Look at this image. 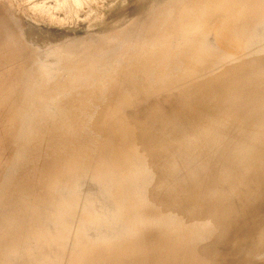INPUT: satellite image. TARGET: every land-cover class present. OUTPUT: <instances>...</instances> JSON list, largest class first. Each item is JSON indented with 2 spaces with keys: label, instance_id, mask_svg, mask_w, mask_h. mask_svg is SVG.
<instances>
[{
  "label": "rangeland",
  "instance_id": "obj_1",
  "mask_svg": "<svg viewBox=\"0 0 264 264\" xmlns=\"http://www.w3.org/2000/svg\"><path fill=\"white\" fill-rule=\"evenodd\" d=\"M200 156L219 167L208 183L193 168ZM156 157L158 184L191 188L200 210L174 228L170 238L185 239L172 246L158 226L123 238L144 252L130 262L264 264V172L229 189L234 172L264 169V0H0V264H57L74 243L81 264L123 258L101 236L128 231L113 225L126 208L84 226L86 204L67 209L58 179L70 171L85 180L96 210L98 183L119 175L129 196L127 183H141L133 171ZM235 192L240 205L222 200ZM195 227L210 237H186ZM243 245L249 255L224 253Z\"/></svg>",
  "mask_w": 264,
  "mask_h": 264
},
{
  "label": "bare ground",
  "instance_id": "obj_2",
  "mask_svg": "<svg viewBox=\"0 0 264 264\" xmlns=\"http://www.w3.org/2000/svg\"><path fill=\"white\" fill-rule=\"evenodd\" d=\"M201 9H202V11H201ZM206 9L207 8H205V7H202V8L199 7V10H200L199 17H203L202 19L208 18V15L203 13ZM257 89H259V87ZM260 91H262V89H260ZM254 93H257V90H254ZM258 94H259V92L257 94H255V96H257ZM115 148L116 147L114 146L113 150ZM110 153H106V154H110ZM214 155H215V153L213 154V156ZM217 156H219V155H217ZM214 157H216V156H214ZM159 158L160 157H156V158L153 159V161L151 162V168H149V169H147L145 171H142V172L141 171H133V174L139 176V180L138 181H141V183H134L133 181H130V182L127 183V185H129V188H126V189L129 192V196L124 197V190L121 189V188L118 189V184H120L121 180L124 179L123 177L117 175L116 177H112V178H110V177L104 178L100 183H98L96 185V187L98 189L102 190V193L104 194L103 198H99L100 200L97 201V205L100 208H96V210H95L94 207H89L87 205L92 200L85 193H83L82 190H81V186L83 185V183L88 184L85 180L81 179L79 176H78V178H79L78 179L76 177L75 173L70 172V171L66 172V173H70L69 177L66 178V176H65V178H59L58 179V181L62 184V186H60L61 188L59 186H57L56 190L59 189L60 191H63V193L65 195H69V197H71V198H69V203H68L67 209H69V210L70 209H74L76 207V205L78 206V209H80L82 207V205L86 204L84 211H85V214H87V216H84V218L81 221V222H83L82 224L84 226H87V227L93 226V225H90V224L93 223L96 220V217L98 215H101V214H98L100 212H103L104 214H108L110 211L115 210L116 208H126L124 211H119V213H117L114 216L113 225H114V227L119 228V227L124 226V225H126L128 223L129 224V227L127 228L128 231L123 236H121L119 234H106L107 232H105V233L102 234L101 237L103 238V242L104 243H108V244L114 245V247H113V248H115L114 251H116V248L119 247L118 248L119 250H117L116 252H119V251H121L123 249L125 251V253L127 252V254L123 258H121L118 255H115V257L111 258L108 262H106L107 264H114L113 262L115 260L117 261V264H120V262L122 260H124L126 257H129L126 260L127 264H133L132 262H130V260L131 259L134 260L133 259L135 257L134 255L137 254V253H140V255L137 254L139 256L138 260H140V257L143 258V256H141V255H144V254H142L143 251L140 252V250H137L138 248H135V245L129 244L130 242H128V244L126 246L125 244H123V241H125L126 239L124 240L123 238L130 237V236H135L136 237V235H139L142 232V230L145 231V228L148 227V226H155V227L158 226L159 228L157 230H159V231L163 230L164 231L163 234L166 235V237L168 236L170 238V237H172L175 234L174 228H176L177 226L181 228V227H184V226L188 225L189 221L191 219H194L199 213V210H200L199 205H196L197 207L196 206L194 207V206L191 205L192 204L191 200L194 199L193 201L195 203H193V204H196V202H197V201H195V199L197 198L196 196H193V194H192V196H189L191 188H188L186 186L187 187L186 191L188 190L187 193L184 194V193L181 192V193L178 194V193L175 192V190H173V188H172V187H174L173 185H171V187H168V188H166L164 190V187H161V185L158 184V182L160 181L158 175L163 174V172H162L163 170L161 171V168H160L162 166H160V167L158 166L157 167ZM202 158L203 157L200 156L197 159H195L193 168L197 172V177H199V178L203 177V179L205 180L204 183H208L207 179L209 178L210 174L214 170L219 168V167H218V165L216 163L214 164V163L211 162L212 159H210V157H208V159H210V163H212L213 165L210 166V164L208 163V165L206 166L201 161ZM206 158H207V156H206ZM204 160H205V158H204ZM212 161H214V160H212ZM259 163L260 162H258V164ZM206 164H207V161H206ZM208 166H210V167H208ZM154 167H157V168L154 169ZM252 167H255V166H252ZM262 172H264V169L263 170H255V171L251 170V171H246V172H234L235 175L232 176V181L230 182L229 189L230 190H238L240 185H245L248 182V181H243L244 178L249 179V175H251L252 177H256V176L259 177L262 174ZM191 173L193 174L192 169H191ZM161 179H163V178H161ZM125 181H126V179L123 180L122 184ZM138 181H136V182H138ZM165 182L167 183V179L165 180ZM166 183H165V185H166ZM184 188H185V186H184ZM203 189L205 190L206 193L209 194L213 188L212 187L203 186ZM184 190H183V192H184ZM176 191L179 192L178 190H176ZM106 195H108V196L110 195L111 200L110 199L108 200ZM184 197L187 198L189 201H187ZM61 198L63 200H66V198L64 197L62 192H61ZM242 198L243 197H242V193L241 192H235L232 195L231 200H227L226 198H223L222 200L223 201H229V202H231L232 204H235V205H240L242 203ZM93 200H95V199H93ZM54 204H55V202H52L50 204V206H54ZM145 207L149 208L148 211L150 213H151L150 208L155 211V212H152L153 214L151 213V215L153 217H149V216L145 215V212L143 211V209ZM168 209H175L177 211L185 213V215L188 217L187 220L185 222L181 221L176 214L169 212ZM61 217H62V214H58L56 216V219L60 220ZM195 228L197 230H194V231H188L187 230L186 233H185V235H187L186 237H189V238L199 237L200 234H202L203 238L206 237L205 238L206 240L210 237L208 231L199 230L197 227H195ZM163 234H160V236H162ZM164 235L162 236L163 239H165ZM249 235H252V234H249ZM260 235H261V233L259 232L258 234H253L251 236V238L252 239L257 238ZM160 236L158 235L159 238H161ZM143 237H142V240H143ZM137 238H140V236H138ZM153 238H151V240ZM155 238L157 239V237H155ZM120 239H122L121 240L122 243L121 242L118 243V241ZM158 239L156 241L160 242V240H158ZM183 239H185V238L175 239V240L176 241L177 240L181 241ZM147 240H149V239H147ZM171 240L173 241V242H171V246H172V244L175 242V240H173V239H171ZM193 241H194V243H198V244H200L202 242V241H197V240H193ZM132 242L135 243L134 241H132ZM165 242H163V243H165ZM68 243H65V245L68 248L70 247V245L71 246L73 245L71 243L69 245ZM142 243H143V241H142ZM75 244L76 243H74V247H76V250L74 249L73 252H72L71 251L72 248H71V250H69V251H71V253H69L65 257L62 256L61 262H59V263L56 262L57 264H64V262L65 263L69 262V259H67V258H68V256L70 254H72V256L75 258L73 260L72 264H81L79 262V258L80 257H78V258H76V257L81 254L82 250H81V248L79 250H77L79 247H78V244H76V246H75ZM167 244H169V243H167ZM139 245H140V242H139ZM143 245H145V244H143ZM149 245H151V242H150ZM120 247H122V248L120 249ZM169 247H170V244H169ZM139 249L142 250V248H139ZM164 249H166V248H164ZM201 249L202 248L199 247L198 249L195 250V253L196 254L199 253V251ZM223 249L225 250L224 251L225 255L233 254L234 256H243L246 253H248V255H249L250 251H251V250H246V249H248L247 245H243V247H241L238 250H234V251H231V250L227 249L226 247H224ZM157 250H159V249H157ZM167 250L169 251V248H167ZM176 250L179 251V249H176ZM185 250L188 251V248L186 246H185ZM190 250H192V249H190ZM129 253H130V256H128ZM163 253H166V251L163 252ZM138 256H136V257H138ZM149 256H152V255H149ZM145 258L147 259V256H144V259ZM190 260H191V257L189 255H184L183 261L176 262V263H166L165 262V264H185L184 262H187V264H189ZM241 261H242L243 264H250L251 262H259L260 260H251L250 261L249 259H241ZM262 263H264V261ZM68 264H70V263H68ZM153 264H158V263L155 260L153 262Z\"/></svg>",
  "mask_w": 264,
  "mask_h": 264
}]
</instances>
